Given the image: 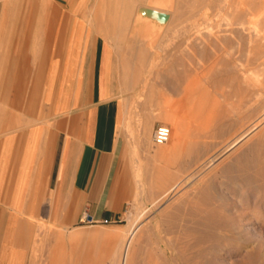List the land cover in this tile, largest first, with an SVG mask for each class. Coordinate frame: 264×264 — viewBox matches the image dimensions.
Here are the masks:
<instances>
[{
    "label": "crops",
    "instance_id": "1",
    "mask_svg": "<svg viewBox=\"0 0 264 264\" xmlns=\"http://www.w3.org/2000/svg\"><path fill=\"white\" fill-rule=\"evenodd\" d=\"M53 1L48 15L27 3L19 38L0 42V264H29L38 225L75 229L85 215L121 221L136 187L134 147L147 144L124 129L136 47L113 26L94 23L96 12L84 11L83 0ZM6 8L0 5V35L16 32ZM29 32L49 35L31 109L28 74H18L14 61ZM51 253L49 264H57Z\"/></svg>",
    "mask_w": 264,
    "mask_h": 264
},
{
    "label": "bare ground",
    "instance_id": "2",
    "mask_svg": "<svg viewBox=\"0 0 264 264\" xmlns=\"http://www.w3.org/2000/svg\"><path fill=\"white\" fill-rule=\"evenodd\" d=\"M52 1L53 0H29L28 4L30 6L29 8L39 10L44 15H48L53 6ZM111 1L113 2L109 4H101V12L103 14L105 11H109L112 14L110 17L106 18L108 19L107 24L114 28H118L119 31L126 27L128 23L133 24L134 20H136L134 19L136 13L133 12L134 5H132V2L124 3L125 0ZM148 1L157 3L159 0ZM198 3L199 8H197V18L193 20L190 19L191 21L185 27L184 33H187V39L194 38L199 47V66H201L202 70L200 82L202 84L201 87L199 85V88L201 89H197L199 92V100L197 103H190L187 101L191 95H194V87L190 85V83L189 85H186L182 89L183 94L182 92L181 94L182 100L186 99L185 101L187 102L180 103V105L191 112H194L193 110H198L201 113H207L213 109H221L224 104L226 109L229 110V115L226 118L224 117V120H220V122L216 121L217 118H215L216 124L217 122L218 124L216 125L215 123H212L216 126L213 127L215 129L212 128L215 132H213V135L205 133V128V131L202 132L201 125L202 140L196 141L190 138L193 134L192 132L195 131L191 130V132L188 124H184L182 120L175 116L171 111L165 110L164 108L161 109V107L159 110L151 108L150 110H147L148 106L145 110L144 107L140 106L141 113L137 120L141 123L140 134L142 139L148 144V132H150L149 130L154 119L159 117L160 119L163 118L166 121L168 120L172 126L170 127V137L163 144H154L155 147L152 149V152L161 157L168 156L169 160H177L181 154L182 157L183 154H185L187 169L190 171L183 181L169 183L170 185L164 188L156 198L151 200L150 206L139 207L136 215H133V218L122 227H109L110 229H108L93 226L89 228L77 227L72 229L67 238L69 240L68 242H70L69 250L66 249L64 244L65 240L59 231H46L56 237L55 246L52 248L51 255L54 260L58 262L57 264H140L142 257L138 253L140 250L139 241L140 238L146 234L145 232L148 226L145 224V221L143 222L141 220L143 215L147 211L150 212V207L160 201L161 198L182 185L188 186L190 191L192 190L194 193L196 192L194 197H188L191 200L186 202L185 205L190 207V209L188 211L185 210L182 215L185 217L187 215L185 218L186 221L184 220L183 223L186 227L184 229L189 230L184 231L188 233L193 232L197 235L196 242L194 243L201 244L210 241L211 239H220L222 241H225V239H231L233 241H231L233 245L230 246L223 242L221 245L214 244L209 246L210 244H207L208 247H206V245L205 247L203 246L204 248H201V250H203L199 252V254L197 253L198 255L196 254L197 258L208 256V254H206V256L204 255L207 250L209 252L213 251V257L209 262L214 263L218 261V264H225L223 260H218V257L214 256L216 253L221 255L223 251L228 257H230L232 253L244 255L247 258V261L239 264H264V0H198ZM86 4L84 6H86ZM184 7L187 8L185 5ZM83 9L85 11L88 7H84ZM183 18L186 19V17ZM95 19L93 18V20ZM151 19H148L143 24L146 27L152 28L155 32H160L158 30L160 29L159 27L157 28L151 25ZM170 21L166 25V28H169L173 34H177L179 29L171 27ZM118 36L120 35L118 34ZM36 39L37 37H35L34 41L38 40ZM155 40L156 38L154 37L152 44L157 43H153ZM116 41L118 40L116 39ZM147 45L149 46L150 43H147ZM186 46L187 45H185V47ZM190 57L191 56L188 58ZM198 72H200V70ZM137 75L136 82H141V78ZM211 77H214L212 81L210 80ZM177 80L180 79L177 77ZM200 82L198 81V83ZM179 83L181 84L182 82L180 81L178 84ZM183 83L180 87L183 86ZM211 88L216 92L220 91L217 92V95L222 98V100H225V97L229 94L235 96V100L226 103L224 102L222 104V102L219 101L220 98L216 99L211 97H214V92L211 93V91H213ZM196 92L197 91H195V94H197ZM153 96L154 95H152V97ZM179 99L181 100V98ZM128 113L129 112L126 110V114ZM126 114L124 120L125 124L126 122L128 123L129 120L127 119ZM177 114L180 115V113ZM188 118L189 120L192 119V117ZM208 118L209 117L205 118L206 121ZM209 120L210 119H208V121ZM134 121L136 120L134 119ZM138 129L139 128H137V130ZM208 129L207 132H209ZM193 130L196 129L194 128ZM219 134H225L226 136L217 142V144H212V142L207 141L208 139H206L211 136H221ZM196 136H198V134ZM200 153L202 154V157L206 156L208 153L210 154L206 156V158L204 157V159L200 156ZM213 161L218 162L212 169L210 168L211 170L209 169L210 171H207V174L209 176L214 175L215 177L220 176L222 177V180L219 181V184H215L211 182L209 183L208 181L210 180L207 181L206 179H203L202 183H198V185L195 182V179L198 175L203 173ZM176 164L178 165V162ZM165 167L167 168V166ZM184 168L185 167H183V169ZM173 194H175V192ZM153 195L155 196V194ZM216 207L221 211L218 215L213 211V209L217 210ZM207 209L209 212L202 215L201 212ZM166 210L165 212H167ZM225 213L229 215H226ZM181 214L182 213H180V215ZM175 222H170L171 226ZM194 234L191 236L195 237ZM104 240L107 242L109 241L108 243H110L107 248L105 247L106 250L102 248V245L92 242H101ZM82 242H85V244L81 245Z\"/></svg>",
    "mask_w": 264,
    "mask_h": 264
},
{
    "label": "rangeland",
    "instance_id": "3",
    "mask_svg": "<svg viewBox=\"0 0 264 264\" xmlns=\"http://www.w3.org/2000/svg\"><path fill=\"white\" fill-rule=\"evenodd\" d=\"M186 1H187V3H186ZM194 1L195 0H190V1H188V0H159L157 3H153L152 1H148V0L147 1L146 0H133V1L125 0L124 1V3L132 2V5H134L133 12L136 13V15L134 17V19H136V20H134L133 24L128 23V25L126 27H124L125 29L123 28L121 31H119L118 28H116V29L118 32L122 33V39H124V41H127L129 43L130 48L136 47V49L133 51L131 50V52L135 54L134 62L136 63V75L138 74L137 76H139V78H141V80H142L141 82H139V81L136 82V91L135 92H129V93H132L133 96L130 98L124 99V101L127 102V103L124 102L126 110H127V112H129L128 114H126V116H127V119L130 120V121L128 120V123L126 122L124 129H125L126 137H128L131 140H136L135 137L142 139L141 134H140V132H141V128H140L141 125L140 124L141 123L139 120H137L138 116L141 113L140 106L144 107L145 110L147 109V106H148L147 110H150V108L159 110L161 107V109L164 108L165 110L171 111L175 116L179 117L184 124H188L190 131L192 130V131L196 132L195 133V132L191 131L193 134L194 133L195 134L194 135L192 134L193 136L192 135L190 136V138L192 140H196V141L202 140V137H201L202 134H201V129H200L201 125H202V132H204L206 129L205 133H207L208 135H213L215 133L213 130L215 128H213V127H216L213 124L214 123L216 124V121L220 122V120H224V117L226 118L229 115L228 114L229 110L226 109V106H224L223 103L224 102L226 103L228 101L230 102L232 100L234 101L235 96H233L232 94H229V95H227V97H225L226 101L222 100V98L218 97V95H217V92H220V91L216 92V91H214L213 88H211L213 90V91H211V93L214 92L213 93L214 97L213 96H211V97L216 98V99L220 98L219 101L222 102V104H223L221 109H216V110L213 109L207 113L202 112L203 113L202 114L198 110H193L194 112L188 111L185 107H182L180 105V103L181 104L183 102L186 103L187 101L190 103L191 102L197 103V101L199 100V98H198L199 92L197 89L200 90L201 88H199V85L201 87V84H202L200 82L201 81L200 75H202V73H201L202 70H201V66H199L200 65V58L198 55L199 54V47L196 44L197 42L194 38L187 39V35H186L187 33H184L185 27L188 25V23L191 20L197 18L196 17L198 14L197 8H199V3H198V0H196L195 2ZM112 2L113 1H111V0H83L81 2V4L83 3L85 5L87 3L86 6L83 5L84 7H88L87 11H90V10L96 11V17H95L96 19L95 18H94L95 20L92 19L94 22L96 21V23H97L99 21L97 23L98 25L107 26L108 25L107 24L108 19H106V18L110 17L112 14L109 11H105L103 14L101 12V4H103V3L109 4ZM27 3H28V0H7V2H4V1L0 2V5L6 4V7H7L6 10L7 11L10 10V14H12V16L10 18H7L6 20L11 21L10 22V25L12 26L11 30L16 31L10 35L9 34L8 35L7 34H1L0 35V42H4L6 40L7 36L8 37L12 36V40L14 42H15V40H17V38H19L20 33L18 31H20V25H21L20 23L22 21L21 20L22 19L21 14L27 9ZM52 4H53V6H52L51 10L53 13V11L55 10L54 1H52ZM184 5L187 8H185ZM89 8H90V10H89ZM140 8H150V9H155V10L160 11V12H165L168 14V18L164 22L159 21V23H158V21L156 19H151V17L147 16L146 14L139 13ZM98 12H99V14H98ZM194 12L196 13V15ZM183 17H186V19ZM148 19H151V25H153L154 27L160 28V29H158L160 32H155L154 30H152V28L146 27L143 24ZM181 19H184V20H181ZM169 21H170L171 27H175V28L179 29V32H177V34L176 33L173 34L169 28H166L167 27L166 25L169 23ZM50 24H51V22L49 23V25ZM27 35H28V38L26 39V37H25V43H26L25 47H27L26 48L27 50H23V54H22L23 56L20 57L18 55V58L15 59L14 61L18 62L15 65L18 74L20 73L21 69L23 70V72L25 71L24 72L25 74H26V72L28 74L29 90H30V109H31L33 106L32 103L34 100V96H35V94H37V91L39 89L40 78H41L42 71L44 68V64H45V61H46V58L48 55L49 35L48 34L40 35V37L38 39L39 44H37L36 49L30 47L31 42L35 40L34 34H31V32H29V34H27ZM154 37L156 38V40L153 41V43L154 42H157V43L152 44V40ZM190 40H192V41H190ZM184 41H185V43H184ZM189 41H190V43H189ZM147 43H150L151 46L149 45L150 46L149 47L147 45ZM185 45H187V46L185 47ZM154 48H156V49H154ZM188 50H189V52H188ZM189 56H191L192 58L191 57L188 58ZM189 59H190V61H189ZM157 62H158V64H157ZM180 64H182V65H180ZM173 66H174V68H173ZM1 67L2 66H0V69H1ZM2 68L4 69L5 67L3 66ZM199 70H200V72H198ZM180 72H182V73H180ZM172 76L175 77L176 79L173 78ZM177 77L180 80H177ZM181 78H182V80H181ZM213 78L214 77H211L210 80L212 81ZM180 81L182 83L183 82H186V83H183V86L180 87L182 85V83L178 84V82H180ZM198 81L200 83H198ZM189 83H190V85H192L194 87V95H191L190 98L187 101H185L186 99L182 100V94H183L182 89L186 85H189ZM180 88H181V90H180ZM195 91H197L196 92L197 94H195ZM227 91H228V88H227ZM181 92H182V94H181ZM139 95H141V96H139ZM152 95H154V96L152 97ZM151 98H153V99H151ZM179 98H181V100ZM154 99H156V100H154ZM129 100L130 101L133 100V101L130 102ZM143 100H145V101H143ZM176 104H178V105H176ZM169 107H170V110H169ZM138 108H140V109H138ZM223 108L226 110H224ZM183 110H184V112L186 111L185 114H184ZM174 111L176 112V114ZM211 111H212V113L214 112L213 113L214 115L215 114L216 115L214 116L211 113ZM225 111H227V112H225ZM177 113H180V115H178ZM132 114H134V115H132ZM208 114H210V115H208ZM212 116H214V117H212ZM188 117H192V119L189 120ZM206 117H209L208 119H210V120L208 121V119H207V121H206V119H205ZM215 118H217L216 121H215ZM134 119L136 121H134ZM164 120L165 119H163V118L160 119L159 117L154 119V122L152 123V126L149 130L151 133L148 132V139H149L148 144H146V146H140V148L134 147V148H136V150H139V152L137 151V154H135V156L140 158L139 161H137V162L130 161V167H131L130 169L133 170L132 172L135 175L134 181L136 183V187L134 189L135 192H134L133 199L129 203H127V205H126L125 214L122 217V220L119 222H114V223H109V224H96V225L84 224L83 227L89 228V227H93V226H99V227H104V228H108V229L114 228V227H122L123 225L127 224L130 219L133 218V215L134 216L136 215L139 207L150 206L151 200L156 198L164 190V188H166L168 185H170L174 181H183L184 180V178L186 177V175L190 171L187 169V162H186L185 154H183V157L181 154L177 160H169L168 156H164L165 157L164 158L163 156L161 157L160 155H155L152 152V149L155 147L153 140H152V136H153V131H154V128L156 127V125L157 124H164V125H167L169 127H172L171 123L168 120L167 121L166 120L164 121ZM188 120H189V122H188ZM218 122H217V124H218ZM128 124H130V125H128ZM208 125H209V127H208ZM207 127L211 128V129H208ZM137 128H139L138 130H140V131H138ZM194 128L196 130H193ZM207 129L209 130V132H207ZM210 131H212V132H210ZM197 134H198V136H196ZM219 135H221V136H218V137L217 136H213V137L211 136V137H208L206 139H208L207 141L212 142V144H217V142H219L221 139L225 138V136H226L225 134H219ZM150 136H151V139H150ZM140 150H142V151H140ZM209 154L210 153H208L206 156H208ZM200 156L202 157L201 153H200ZM206 156H204V157L206 158ZM204 157H202V158H204ZM160 159H162L163 161ZM183 159H184V161H183ZM176 161L178 162V165L176 164L177 163ZM217 162L218 161L211 162V164L206 168V170L197 176V178L195 179V182L197 184L202 183V180L206 179L207 181L210 180V181H208L209 183L211 182V183L219 184V181L222 180V177H220V176L215 177L214 175L209 176L207 174V171H210L215 166V164ZM170 164L171 165L173 164V165L171 166ZM163 166L164 167L167 166V168L166 167L164 168ZM183 167H185L186 169L185 168L183 169ZM177 174L179 175V177ZM175 177H177V178H175ZM199 179H201V180H199ZM162 183H164V184H162ZM182 189H183V191H182ZM174 192L177 195L173 194ZM153 194H155V196ZM195 194H196V192L194 193L192 190L190 191L188 186L182 185L181 187H177L176 189L171 191V193H169L168 195L161 198L160 201H158L155 205H152L149 209L150 212L147 211L143 215L141 220L143 222L145 221V224L148 226H147V230L145 232L146 234H144V236L141 237L140 241H139L140 250L138 253L142 257V261H140V264H200V263L201 264H205V263L206 264H215V263L218 264L217 263L218 261H216L214 263L209 262L213 257V253H212L213 251L209 252L207 250L208 252L206 251L204 255L206 256V254H208V256L201 257V258L200 257L197 258L196 254L197 253L199 254V252H201L203 250V249L201 250V248L203 246L205 247V245H206V247H208L209 244H210L209 246L214 245V244L221 245L223 243H226L229 246L233 245V243H232L233 241L231 239H225V241H222L220 239H211L210 241H206V242L201 243V244L200 243L196 244L194 242H196L197 235H195L193 232L190 231L192 234H194L195 237H193V236H191L192 235L191 233L184 231V230H186V231H189V230L184 229L186 227L183 223V221L185 220L187 215H186V217L182 216V215H183V212H185V210L188 211L190 209V207H188L185 204H186V202L190 201L191 200L190 198L194 197ZM188 197H190V198H188ZM175 199H177V200H175ZM166 209H168L169 211ZM214 209H215V207H214ZM214 209H213V211H215V213L217 215L221 212L220 209H218L217 207H216V209L218 211L214 210ZM165 210L167 212H165ZM206 212H209V210L207 209L205 211H202L201 214L202 215L207 214ZM225 212L228 213L227 211H225ZM180 213H182V214L180 215ZM145 215H148V216H145ZM226 215H229V214H226ZM148 219H149V221H148ZM170 222H175V223H173V225L171 226ZM48 229H49V232L59 231L65 240L64 244H65L66 249L69 250L68 248L70 246V242H68L69 240L67 238H68L70 232L72 231V229H69V230L63 229L61 227H56V226L50 225V224L38 225V226H36V229H35L34 241L32 243V248L30 251L29 264H49V262H50L49 253L52 250V248L55 246V242L52 239L53 237L48 235V232H46V231H48ZM187 233H188V235H187ZM189 234H191V235H189ZM193 238H195V239H193ZM89 242L90 243L96 242V244L98 243V245H102V248L105 250H106L107 246L110 244V243H108L109 241L107 242L106 240L101 241V242H97V241H92V242L89 241ZM82 243H81V245L85 244V242H82ZM214 254H215V252H214ZM195 256H196V259H195ZM214 256H217L218 260H220V259L223 260V262L225 264H239V263H244V261L245 262L247 261V258L244 255H241L238 253H235V254L232 253V255L230 257H228L226 255V253H224L222 251L221 255H219V253H216Z\"/></svg>",
    "mask_w": 264,
    "mask_h": 264
},
{
    "label": "built area",
    "instance_id": "4",
    "mask_svg": "<svg viewBox=\"0 0 264 264\" xmlns=\"http://www.w3.org/2000/svg\"><path fill=\"white\" fill-rule=\"evenodd\" d=\"M170 137V127L164 124H157L153 131L152 140L154 144H163ZM83 224H109L114 222L113 220L103 219V220H95L90 215H85L82 218Z\"/></svg>",
    "mask_w": 264,
    "mask_h": 264
},
{
    "label": "water",
    "instance_id": "5",
    "mask_svg": "<svg viewBox=\"0 0 264 264\" xmlns=\"http://www.w3.org/2000/svg\"><path fill=\"white\" fill-rule=\"evenodd\" d=\"M139 13L146 14L147 16L154 18L160 22H164L168 18V14L165 12H160L155 9L150 8H140Z\"/></svg>",
    "mask_w": 264,
    "mask_h": 264
}]
</instances>
